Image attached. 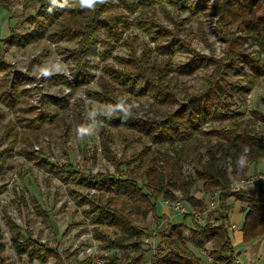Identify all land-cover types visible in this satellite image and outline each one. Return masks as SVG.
<instances>
[{
  "label": "trees",
  "instance_id": "1",
  "mask_svg": "<svg viewBox=\"0 0 264 264\" xmlns=\"http://www.w3.org/2000/svg\"><path fill=\"white\" fill-rule=\"evenodd\" d=\"M27 2L28 5L34 4L33 0ZM207 2L104 0L95 10H90L81 8L79 0L40 1L34 15L26 19L31 31L26 35L12 32L3 43L23 47L44 37L55 42L75 41L77 48L68 55L75 68L74 84L70 86L73 92L90 82L89 70L94 67V60L112 58L110 43L119 38V27L126 29L128 26L127 13L141 10V16L133 19L134 24L154 42L167 37V48L173 51L178 45V42L174 43L177 39L171 31L155 22V8L161 7L165 12L163 5L171 4L181 11L187 10L188 6L194 12ZM0 7L5 5L0 2ZM263 9L264 0L215 1L213 12L226 44L224 55L218 59L203 57V64L212 67L211 73L202 79L199 94L187 99L174 111L171 109L174 97L162 85L161 74L154 77L153 69L144 68L136 58L125 63L115 57L113 59L122 69L110 66L103 69L107 79L100 77L97 81L99 90H88L87 94L100 105L112 109L113 114L112 117H98L109 127L136 133L139 137L142 135L156 150L151 152L143 145L139 153L121 163L111 151V134L101 127L99 144L105 160L114 167L113 173H92L71 163L41 160V168L66 186L82 218L89 221L92 238L104 264H205L197 252L207 246H210L207 253L209 264H236L238 253H235L230 238L231 202L240 204L243 215L242 244L248 245L264 237V185L258 195L246 188L237 192L230 189L233 182L245 179L251 170L257 171L264 151V137L252 127L253 121L264 124V115L251 111L250 119H245L237 112L244 106L245 95L264 77V19L258 16ZM248 42L256 49V58L243 48ZM199 59L196 57L197 61ZM195 62L193 57L183 70H192ZM7 69L0 56V104L9 112L19 113L20 117L16 118L15 125H0V147L5 139L9 146L0 149V170L6 165L10 146L17 143L22 147L21 152L32 159L36 153L27 151L26 146L41 135H48V127L58 125L59 114L67 107L65 99L44 96L39 110L26 107L28 91L22 87L24 79L19 75L18 84L12 86ZM55 78L67 84L63 76ZM142 96L150 97L161 106L160 109L169 110L159 119L133 117L127 112L129 100ZM59 122L62 123L58 125L61 144L67 145L70 138L68 125L64 118ZM77 122L81 123L79 130L83 135L81 114ZM213 123H219L218 128L203 130L205 124ZM15 127L18 129L14 130ZM121 139L125 154L130 144L126 143L124 136ZM168 147L172 148L169 152ZM161 149L165 150L161 152ZM187 160L191 166L190 174L184 171ZM198 182L204 199L191 192ZM175 192L180 194L190 211L204 215L203 223L196 222L189 214L181 215V222L171 223L158 213L160 201H175ZM210 195L216 198L215 209H209L205 202V197ZM30 200L28 202L20 191L14 190L13 203L20 216H25L31 205L36 216L47 221L46 211L39 202L33 197ZM0 214L9 234L10 246L21 264H68L70 258L78 254V249L71 253L59 252L56 242L54 245L40 244L32 238L27 228L30 221L26 217L25 226H20L8 215L6 208H1ZM148 218L164 223L157 232L158 242L147 259L142 241L145 229L141 222ZM4 249L0 229V264H9L2 256ZM111 252L120 255H107ZM76 264H92V257L86 256Z\"/></svg>",
  "mask_w": 264,
  "mask_h": 264
},
{
  "label": "rangeland",
  "instance_id": "2",
  "mask_svg": "<svg viewBox=\"0 0 264 264\" xmlns=\"http://www.w3.org/2000/svg\"><path fill=\"white\" fill-rule=\"evenodd\" d=\"M28 0H0L5 7H0V56L8 67L10 72L11 63L18 61V58H24L20 64L24 63L27 74L30 77L41 74L44 77L42 80L44 84V97H51L53 99H65L67 107L61 111L58 117V125L60 119H65L66 125L69 128V141L67 145L61 144L60 127L58 125H51L48 127L50 133L48 135H41L37 141H33L26 146L27 151H33L32 145L37 144L40 150L36 153V157L32 159L27 158L25 153L21 152V145L19 143L10 146V155L5 158V167L0 170V211L1 208H6L8 215L13 218L19 216L17 209L14 207L13 198L14 190L20 191L24 198L30 202L31 197L36 199L42 208L46 211L47 221L41 217L36 216V211L29 205V214H33V218L29 217V221L37 223L41 222L40 232L41 237L47 240V243L54 245L56 242L59 252L71 253L78 249V254L84 251L88 246H92L93 250L89 256L92 257V264H104L100 258V252L97 243L92 244L91 226L88 221L82 218L79 209L75 206V202L68 195V190L61 184L57 178L45 173L41 168V160L48 159L52 163L62 164L71 163L77 168L86 171L89 169L92 173H113L114 167L110 162H107L102 154L99 144V131L104 127L111 134L112 144L111 151L119 159L120 162L128 161L131 157L140 152L143 145L148 147L150 151L156 150L155 146L149 141H145L144 137H140L136 133H130L121 129H114L105 125L98 116L112 117V109L100 105L95 100L91 99L87 91H98L97 81L100 77L106 80V75H103L105 67H114L122 69L113 59L117 57V61H125L128 63L132 57L139 60L142 66L146 69H153V76H159L163 86H166L174 98H172V111L181 107L187 99L198 95L202 86V79L208 76L211 71V66L203 64L205 59H218L224 55L226 44L220 34V29L217 25V17L213 12V5L216 0H208L198 11L191 12L187 6V10H179L171 4H164L163 12L161 7L155 8L154 18L155 22L171 31L174 38L178 42L173 51L167 48L169 41L164 37L161 41L154 42L134 24V18L141 16V10H135L133 14L127 13L126 20L128 26L126 29L118 28V39L111 41V56L108 60H94L93 68H91V80L87 85H84L76 91L71 90L69 94H65L66 84L58 82L55 76H63L61 72L64 68H68L73 76L75 72L74 65L68 59V55L77 48L75 41H52V39L44 37L43 39L23 47L5 44L3 40L7 39L13 32L19 35H26L31 31V27L26 23V19L34 15L36 8L40 1L52 0H33L34 4L27 2ZM38 2V3H37ZM162 9V10H161ZM260 18L264 19V9L258 14ZM246 53L251 57L256 58V49L249 46V42L244 44ZM195 57V67L188 70L183 67L189 66L191 60ZM200 58L199 61L196 60ZM204 57V58H203ZM23 61V62H22ZM98 71V75L94 77L92 71ZM247 72V71H246ZM19 75H17L18 77ZM16 77V84L18 79ZM64 77V76H63ZM11 78V76H10ZM20 78H25L20 76ZM74 79V77H73ZM25 80V79H24ZM23 80V81H24ZM25 82L22 83L24 87ZM74 84V83H73ZM73 84H70L73 85ZM264 77L245 95L244 106L237 109V112L243 114L245 119H250L251 111L264 115ZM29 94L26 97V107L30 105ZM150 97L142 96L141 98L129 100L128 113L137 119L141 118H156L159 119L161 115L169 110L160 109ZM81 114L82 121H84L83 135L79 130L81 123L77 122V117ZM20 117L19 113L9 112L0 104V125L8 126L15 125L16 118ZM255 122V121H253ZM252 122L254 130L264 137V124L260 122ZM219 123L205 124L203 130L209 131L210 128H218ZM18 128L15 127L14 130ZM124 136L126 143L130 144V148L123 154L124 143L121 137ZM47 138L48 143L45 139ZM8 141L4 143L0 149L7 148ZM17 150L16 158L13 162L15 165H9L12 160V151ZM168 147V152L171 151ZM81 150L85 151L82 153ZM165 149H161L163 152ZM203 151V150H201ZM53 159V160H51ZM37 162V164H36ZM259 164V163H258ZM260 165V164H259ZM186 174L191 173V166L189 160L184 165ZM259 172H264V164L257 166V171H252L248 176L256 175ZM13 175L15 178L13 179ZM13 181L11 182V180ZM263 183H259L258 188L253 189L255 195L260 194L263 189ZM85 193L86 191H82ZM192 194L197 198L204 199L201 193V183H196L192 189ZM175 195H180L175 192ZM180 205L190 211V208L184 203L182 197L179 196ZM264 197V194H263ZM7 201V202H5ZM160 201L169 210V217L167 218L171 223H178L182 221L181 214L173 211L168 205ZM205 202L209 209L217 207L215 196H206ZM159 203L157 211L161 213V204ZM231 212L229 214V222L235 226V230H230V238L232 247L235 253H238L236 264H264V238L262 240H255L248 245L236 242L237 230H240L242 225V213L240 207L235 202H231ZM31 210V211H30ZM1 215V214H0ZM30 216V215H29ZM204 222V215L202 216ZM26 219V218H25ZM187 222L190 220L187 219ZM197 222V221H196ZM16 223V222H15ZM163 221H152L150 218L141 222V227L145 229L142 237L143 247L147 250L146 258L148 259L155 248L158 239L157 232L163 226ZM40 227V226H39ZM47 228L46 233L41 232V229ZM0 229L2 231L3 243L5 249L3 251V258L9 264H21L20 258L17 257L14 250L10 246V238L7 228L0 218ZM233 233H236L234 235ZM57 240V241H56ZM82 246V247H81ZM210 246L204 250L197 252L198 257L202 259L205 264H209L210 260L207 256ZM70 258L68 264H76L82 259L77 256ZM107 255H117L118 252H111ZM35 264V263H33Z\"/></svg>",
  "mask_w": 264,
  "mask_h": 264
},
{
  "label": "built area",
  "instance_id": "3",
  "mask_svg": "<svg viewBox=\"0 0 264 264\" xmlns=\"http://www.w3.org/2000/svg\"><path fill=\"white\" fill-rule=\"evenodd\" d=\"M23 59L24 58L19 57L18 61H14L11 63L10 72H9L11 75V78H12L11 84H12V86H14L15 79H16L15 77H17V75L24 76L25 77L24 78L25 84H24L23 88H24V90L28 91L29 102L31 103L28 106L32 107V108H36L37 110H39L41 99L45 95L44 90H43L44 84L42 82V80H44L45 76L43 77V75L38 74V75H35L33 78L30 77L29 74H27L26 68H24V63L20 64V61ZM61 74L64 76V78L67 81V84L65 85L66 86L65 94H69L71 92L70 84L74 83L73 76L69 72L68 68H64V70L61 72ZM92 75L94 77H96L98 75V71L93 70ZM45 141H46V143H48L47 138L45 139ZM32 150L34 152H38L40 150V146H38L37 144H33ZM12 153H13L12 154V160H11L9 165H15V162H13V161L16 158L17 150L13 149ZM51 160H53V159H51ZM14 178H15V175H13V179ZM13 179L11 180V182L13 181ZM259 183H264V172H259L258 174L248 176L243 180L235 181L232 183L230 189L233 192H237V191H240L241 189H245V188L246 189H255V188H258ZM179 196L180 195H176L177 199L173 202L164 201L163 203L168 205L169 208H172L173 211L178 212L179 215L180 214L181 215H188L189 214L192 216V218L195 221H198V222L202 221V219H203L202 215L195 213L193 211H187L186 209H184L180 205V203L178 201L180 198ZM5 202H7V201H5ZM25 217L27 218V220H29V217L33 218V214H29V211H26L25 216L24 215L23 216H20V215L17 216L16 215L15 216V222L20 226H25V224H26ZM88 223H89V221H88ZM41 225H42L41 222L34 223L31 221L28 224L27 228L32 233L33 239H36L40 244H45V243H47V240L45 238L41 237V235L38 233V232H40ZM91 228H92V226H91ZM234 228H235L234 226H231L232 231L234 230ZM46 231H47V228L45 229V227H44V229H41V232H43V233H46ZM91 241H92L93 246H95V244H94L95 241L93 240V238L91 239ZM92 250H93V247L88 246L84 251H81L78 254L77 258L83 260L86 256H89V254H91Z\"/></svg>",
  "mask_w": 264,
  "mask_h": 264
},
{
  "label": "crops",
  "instance_id": "4",
  "mask_svg": "<svg viewBox=\"0 0 264 264\" xmlns=\"http://www.w3.org/2000/svg\"><path fill=\"white\" fill-rule=\"evenodd\" d=\"M259 164L261 165V164H264V151H263V153H262V156H261V159H260V161H259ZM257 165V166H260V165ZM256 169V168H255ZM250 173H248V175H249ZM249 190H253V189H249ZM161 204V206H160V210H161V215H163L164 217H166V218H170L169 216V210H168V208L166 207V206H164L162 203H160ZM236 205H238L239 207H240V204L239 203H236ZM240 218H242V217H240ZM231 226H234V225H231ZM235 227V226H234ZM234 230H235V228H234ZM233 230V231H234ZM234 235H236V233H233ZM236 237V242H240L241 241V233H240V230H237V236H235ZM264 238V237H263ZM262 238V239H263ZM262 239H260V240H262Z\"/></svg>",
  "mask_w": 264,
  "mask_h": 264
},
{
  "label": "clouds",
  "instance_id": "5",
  "mask_svg": "<svg viewBox=\"0 0 264 264\" xmlns=\"http://www.w3.org/2000/svg\"><path fill=\"white\" fill-rule=\"evenodd\" d=\"M81 8H87L95 10V7L99 4L104 3V0H79ZM240 163L243 164L244 160L241 158Z\"/></svg>",
  "mask_w": 264,
  "mask_h": 264
}]
</instances>
